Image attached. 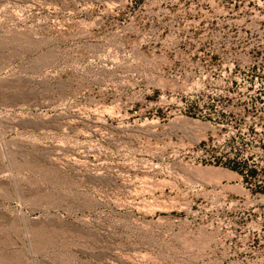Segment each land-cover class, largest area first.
<instances>
[{"label":"rangeland","instance_id":"rangeland-1","mask_svg":"<svg viewBox=\"0 0 264 264\" xmlns=\"http://www.w3.org/2000/svg\"><path fill=\"white\" fill-rule=\"evenodd\" d=\"M0 264H264V0H0Z\"/></svg>","mask_w":264,"mask_h":264}]
</instances>
